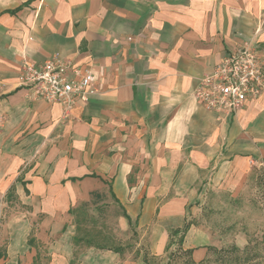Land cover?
<instances>
[{"label": "crops", "instance_id": "1", "mask_svg": "<svg viewBox=\"0 0 264 264\" xmlns=\"http://www.w3.org/2000/svg\"><path fill=\"white\" fill-rule=\"evenodd\" d=\"M246 40L264 65V0H0V189L12 186L30 215L23 236H4L0 264H34L40 246L41 264H69L68 209L110 190L164 255L200 171L227 183L264 160V92L231 115L194 97ZM51 57L92 69L97 93L70 110L30 97L21 64ZM209 244L194 226L183 240L195 260ZM74 264L145 263L142 251L89 247Z\"/></svg>", "mask_w": 264, "mask_h": 264}, {"label": "rangeland", "instance_id": "2", "mask_svg": "<svg viewBox=\"0 0 264 264\" xmlns=\"http://www.w3.org/2000/svg\"><path fill=\"white\" fill-rule=\"evenodd\" d=\"M213 171L210 167L199 172L193 184L196 197L191 203L187 220L210 236L213 246L225 249L235 244L240 249L239 255L247 253L253 256L247 264H264V160L254 161L242 177H234L232 181L226 178L227 183L224 178L213 176ZM85 202L87 213L98 227L111 230L128 247L133 246L135 239L134 247H145L147 231L136 227L133 234V229L121 220L123 206L109 192L91 195ZM28 210L29 207L18 199L15 192L0 189V255L5 246L4 236H23L30 216ZM34 219L33 223L36 222ZM43 252L45 249L40 246L34 264L44 261Z\"/></svg>", "mask_w": 264, "mask_h": 264}, {"label": "built area", "instance_id": "3", "mask_svg": "<svg viewBox=\"0 0 264 264\" xmlns=\"http://www.w3.org/2000/svg\"><path fill=\"white\" fill-rule=\"evenodd\" d=\"M96 73L55 57L21 64L18 84L36 100L70 110L97 93ZM264 92V65L258 48L246 40L200 77L194 97L206 110L231 115Z\"/></svg>", "mask_w": 264, "mask_h": 264}, {"label": "trees", "instance_id": "4", "mask_svg": "<svg viewBox=\"0 0 264 264\" xmlns=\"http://www.w3.org/2000/svg\"><path fill=\"white\" fill-rule=\"evenodd\" d=\"M14 192L11 186L9 192ZM100 193H93L98 196ZM110 195L116 202L113 192L110 190ZM86 202L82 201L77 207L69 208L68 212L73 216L75 234L73 236L72 244L73 259L69 264H74L79 252L84 248L94 247L97 249H107L117 253L121 258L126 254H133V259H137L140 251H142V261L145 264H209L216 262L221 264H247L253 256L245 253L244 256L239 255V248L232 244L229 248H217L212 244L206 245V256L200 260H195L192 256L193 248H185L183 240L185 234L194 223L186 220L182 227L171 228L168 230V242L165 247V254L162 256L154 255L149 250L148 239L146 238V245L143 249L137 248L136 239L133 246H126L121 240L117 239L113 232L109 229H103L104 226L98 227L92 216L87 213ZM122 216L126 219L127 225L133 229V234L136 233L137 222L132 220L129 215L123 210ZM30 242V241H29ZM257 255V254H255ZM254 255V257H255ZM211 256L213 258L211 259ZM1 257V255H0Z\"/></svg>", "mask_w": 264, "mask_h": 264}]
</instances>
